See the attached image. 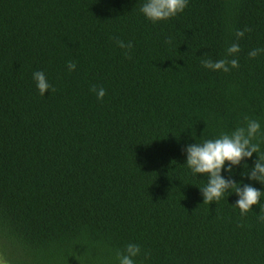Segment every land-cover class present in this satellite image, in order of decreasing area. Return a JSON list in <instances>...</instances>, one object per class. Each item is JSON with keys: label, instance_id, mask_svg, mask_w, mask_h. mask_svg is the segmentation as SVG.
<instances>
[{"label": "trees", "instance_id": "1", "mask_svg": "<svg viewBox=\"0 0 264 264\" xmlns=\"http://www.w3.org/2000/svg\"><path fill=\"white\" fill-rule=\"evenodd\" d=\"M145 2L0 0L2 264H119L129 243L135 264H264V194L244 216L234 190L204 203L208 177L186 165L187 146L257 120L259 153L221 174L264 192L248 175L264 156V53L249 57L264 0H188L158 23Z\"/></svg>", "mask_w": 264, "mask_h": 264}, {"label": "clouds", "instance_id": "2", "mask_svg": "<svg viewBox=\"0 0 264 264\" xmlns=\"http://www.w3.org/2000/svg\"><path fill=\"white\" fill-rule=\"evenodd\" d=\"M187 7L188 0H146L140 10L147 19L153 23H158L183 13ZM251 31V28H245L244 30H237L235 35L237 39H240L244 37L245 32ZM118 46L129 50L133 47L131 42L125 43L123 40L118 41ZM239 52L240 45L238 43H232L227 48L228 56H234ZM261 53H264V48L253 49L249 52V57L255 59ZM125 54L127 55V52ZM202 64L212 71L225 73L239 67V61L235 58L221 59L215 62L211 59H202ZM75 68L76 64L69 61V71H73ZM33 79L36 81L41 96H44L49 89L55 91L43 71H35ZM92 91L96 93L99 100H103L106 95L103 87L93 86ZM260 128L259 121L247 119V127H239L231 134H223L215 140H206L203 143L187 146L186 165L194 174H203L208 177L207 185L200 188L204 196V203L219 202L226 192L234 190V193L239 197L235 206L240 209L242 216L251 211L254 205L260 204V198L264 192L248 184L241 187L236 181L225 179L221 174L226 163L229 165L227 171L232 173V166H238L245 158L250 159L254 153H259V145L252 143V141L260 132ZM245 168H247L246 164ZM248 175L250 179L264 184V156L259 155V159L255 161V166L250 169ZM261 211H264V208ZM260 219L264 220V216H261ZM140 254V246L129 243L122 252L117 253V259L119 264H135L134 258Z\"/></svg>", "mask_w": 264, "mask_h": 264}, {"label": "rangeland", "instance_id": "3", "mask_svg": "<svg viewBox=\"0 0 264 264\" xmlns=\"http://www.w3.org/2000/svg\"><path fill=\"white\" fill-rule=\"evenodd\" d=\"M0 264H2L1 261H0Z\"/></svg>", "mask_w": 264, "mask_h": 264}]
</instances>
